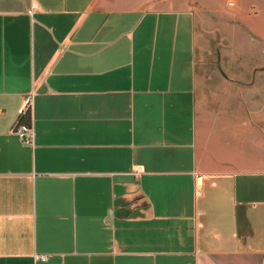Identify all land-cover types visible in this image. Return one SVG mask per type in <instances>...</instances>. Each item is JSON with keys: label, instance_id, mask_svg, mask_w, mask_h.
Listing matches in <instances>:
<instances>
[{"label": "crops", "instance_id": "0c3cea01", "mask_svg": "<svg viewBox=\"0 0 264 264\" xmlns=\"http://www.w3.org/2000/svg\"><path fill=\"white\" fill-rule=\"evenodd\" d=\"M194 1L0 0V264H264L258 65Z\"/></svg>", "mask_w": 264, "mask_h": 264}, {"label": "rangeland", "instance_id": "374dc122", "mask_svg": "<svg viewBox=\"0 0 264 264\" xmlns=\"http://www.w3.org/2000/svg\"><path fill=\"white\" fill-rule=\"evenodd\" d=\"M189 8L198 16L200 45L218 59L217 49L233 48L241 62L258 65L260 95L264 97V0H195ZM230 57V55H226ZM250 68V66H249Z\"/></svg>", "mask_w": 264, "mask_h": 264}, {"label": "built area", "instance_id": "2783aa9c", "mask_svg": "<svg viewBox=\"0 0 264 264\" xmlns=\"http://www.w3.org/2000/svg\"><path fill=\"white\" fill-rule=\"evenodd\" d=\"M30 108H31V99H28L26 101L24 109L22 110V114L29 112ZM13 130H14V133H16L23 142H26V143L32 142L33 136H34L33 132L28 125H25L21 122V116L16 121Z\"/></svg>", "mask_w": 264, "mask_h": 264}, {"label": "trees", "instance_id": "16d2710c", "mask_svg": "<svg viewBox=\"0 0 264 264\" xmlns=\"http://www.w3.org/2000/svg\"><path fill=\"white\" fill-rule=\"evenodd\" d=\"M23 121H24V123H26V124L29 122V113H27L25 117H22V118H21V122H22V123H23Z\"/></svg>", "mask_w": 264, "mask_h": 264}]
</instances>
